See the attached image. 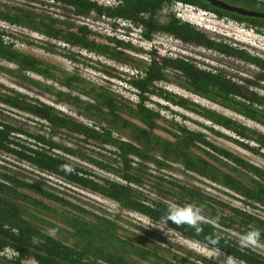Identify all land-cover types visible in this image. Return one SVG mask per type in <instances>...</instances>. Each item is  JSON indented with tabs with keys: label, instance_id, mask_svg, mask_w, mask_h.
<instances>
[{
	"label": "trees",
	"instance_id": "1",
	"mask_svg": "<svg viewBox=\"0 0 264 264\" xmlns=\"http://www.w3.org/2000/svg\"><path fill=\"white\" fill-rule=\"evenodd\" d=\"M38 1L60 6L61 10L71 13L74 20L67 19V14L58 18L47 11L40 13L0 5V22L10 27L29 28L48 40L63 41L71 47L96 52L109 61L118 62L125 58V53L137 55L139 51L117 38L110 40V43H115L114 46L100 44L96 42V34L91 32L89 24L77 23H80L78 19L87 21L93 18L115 23L122 21L138 28L142 37L149 42L156 36H166L185 46L240 61L264 73V58L212 39L194 24L178 18L175 10L180 4L193 7L211 13L220 20L226 18L237 22L262 37L264 17L255 18L230 12L209 0H114L110 6L101 5L96 0ZM215 1L264 15V0ZM162 14L164 19L160 21ZM148 55L151 57L149 63L142 71L135 70L137 75L129 80L139 100L133 104L107 88L97 87L81 76L70 74L18 50L13 35L0 28V61L15 67L14 70L0 68L2 72L38 88L46 85V90L55 95L59 103H66L87 116L96 117L106 125L89 127L61 114L52 106L28 100L20 93L0 92L1 104L41 121L50 135H26L2 123L0 152L12 155L40 172L99 195L116 204L122 212L144 216L154 225L206 246L239 264H264L263 255L242 247L220 230L238 227L248 231L254 227L261 232L259 241L264 243V219L246 210L264 211V170L212 144L206 134L190 130L175 121L169 123L172 131L164 130L171 135V139L156 135L153 131L158 128L157 122L163 119L159 112L148 106L150 102L153 104L151 98H158L169 105L187 110L237 139L208 128L218 138L263 157L261 151L264 150V134L215 110L158 89L157 85L168 82V73H178L186 90L193 95L263 128L264 95L239 84L222 71H207L193 61L180 57L167 58L157 51ZM32 76L41 78L44 83L36 81ZM57 86L62 90H58ZM156 106L162 110L167 109L160 104ZM13 134L29 136L28 139L34 143L16 142L12 138ZM60 134L76 136L87 145L100 144L102 149L113 148L107 151L117 157L119 168L92 158L88 160L99 169L113 173L120 181L99 178L53 155L52 150L56 148L53 137ZM123 134H127L126 137ZM64 151L78 154L69 148H64ZM156 153H159V158ZM137 161L155 164L159 168L181 165L196 178L227 190V195L239 200L245 209L216 200L197 188L174 184V191H177L179 197L177 205L192 204L200 207L202 215L212 223H200L199 233L189 225H177L171 221L166 225L160 224L169 205L148 197L144 192L142 187L147 182L145 176L148 173L143 170L144 164H139L143 168L135 167ZM65 164L73 169L71 173L62 170L61 166ZM51 229H55V237L47 234ZM146 233L147 236H140L138 240L127 237L120 231L118 221L94 214L42 188L22 182L14 175L0 174V264H218L205 258H200L199 262L178 258L173 261L174 257L158 245L150 243L152 233ZM209 237L218 238L217 244H210ZM8 250L14 255L9 261L4 255Z\"/></svg>",
	"mask_w": 264,
	"mask_h": 264
},
{
	"label": "rangeland",
	"instance_id": "2",
	"mask_svg": "<svg viewBox=\"0 0 264 264\" xmlns=\"http://www.w3.org/2000/svg\"><path fill=\"white\" fill-rule=\"evenodd\" d=\"M96 1L99 4L110 6L106 0ZM0 5L35 10L40 13L47 11L55 15L61 12L57 7L48 3L46 5L38 0H0ZM190 8L192 11L191 9L187 11V9L181 8L186 12L181 20L194 24L199 30L207 33L216 41L226 42L242 50H247L254 56L264 58V37L255 34L251 30H247L245 27L232 20L226 18L220 20L211 13H205L193 7ZM177 9H179V7H177ZM70 18L74 20L72 14H68L67 19ZM163 19L164 16L162 14L159 20L162 21ZM86 23L90 25L91 32L96 34L94 37L96 42L105 45L112 44L114 46L115 43H110V40L117 38L125 43L131 44L132 47L139 52L137 55L134 53H125L124 59L113 62L96 52H90L79 47H71L63 41L48 40L43 35L29 30V28L10 27L4 22H0V28L5 29L7 33L13 35L15 47L18 48V50L30 54L43 62H48L52 66H57L59 69L69 72L70 74L81 76L97 87L101 86L107 88L114 92L115 95L121 96L133 104L139 102L137 93L126 84H129L130 77L137 75L135 70H143L144 66L149 63L151 58L148 54L155 51L167 58L180 57L193 61L200 68L207 71H222L234 78L239 84H243L264 95V73L253 66L234 59H228L214 52L185 46L166 36H156L153 41L149 42L142 37L141 31L138 28L131 24L128 25V23H115L110 20H96L95 18L86 21ZM77 24L81 25L82 23ZM0 68H5L7 70L15 69L14 66L3 61H0ZM32 78L38 82L44 83L39 77L32 76ZM167 78L168 82L158 84V89L167 90L206 109L215 110L238 121L248 128L264 134V128L262 126L247 121L241 116L235 115L190 93L186 90L183 79L178 73H168ZM246 82L250 83L247 84ZM57 89L62 90V88L58 86ZM0 92L9 94L20 93L26 96L28 100L38 101L39 103L52 106L61 114L89 127H106L105 123L100 119L87 116L84 112L72 106H68L66 103H59L58 98L46 90V85H43V88H38L32 83H24L14 79L8 73L2 72L1 70ZM151 99L153 104L150 102L148 106L154 111L159 112L163 119L157 122L158 128L153 131L156 135L171 139V135L165 131H172L169 123L175 121L190 130L206 134L212 144L230 151L264 170V156L262 157L252 152L250 153L233 142L218 138L214 133H211L208 128L219 131L229 138L237 139L232 134L221 130L217 126H213L207 120L199 118L187 110L169 105L158 98ZM157 104L167 109L162 110L160 107L156 106ZM2 123L11 125L26 135H44L50 137L49 130L44 123L0 103V124ZM126 135L127 134H123L125 137ZM12 136L16 142L34 143L33 140L28 139L29 136H24L22 134H13ZM53 141L56 144V148L52 150L53 155L68 160L75 166L96 174L99 178L120 181L113 173L99 169L88 160L92 158L108 166L119 168L116 162L117 157L110 151H107L113 150V148L102 149L99 146L100 144L96 143L87 145L82 143L80 139H77L76 136L68 134L55 136L53 137ZM251 146L256 147L254 144H251ZM153 147L154 145L152 148ZM64 148H69L72 151L74 150L78 154H68L64 151ZM154 150L155 152L157 151L155 148ZM80 153L82 154L81 157L79 156ZM261 153L264 154V150H262ZM156 154H158L157 157L159 158V153ZM139 164H144L145 169L143 170H147L146 172L148 173V175L145 176L147 182L142 188L147 196L154 200L162 201L169 206L179 204V197L177 196V191H174L176 188L173 186L174 184H178L184 187L197 188L211 195L216 200L245 209L244 205L241 204L239 200L227 195V190L196 178L193 174L185 171L181 165H173L171 168H159L155 164L137 161L135 167L143 168L141 166L139 167ZM0 174L14 175L22 182L24 181L38 188H42L94 214L118 221L122 234L132 239L138 240L140 236H147L146 232L152 233L149 237L150 243L158 245L161 250L174 257L172 258L173 261H176L175 258H178L179 260L189 259L193 262H199L200 258H205L217 262L218 264H239L206 246L190 241L163 227L154 225L144 216L131 212H122L113 202L91 193L90 191L68 184L60 178L40 172L34 167L4 152H0ZM158 185H160V187H158ZM58 207L60 208L59 205ZM246 210L264 219V211L249 210L248 208H246ZM201 223H212V221L204 215ZM157 227L166 230L169 235H166L164 231ZM251 229H254V227H251ZM220 230L238 243H240L242 236L247 232L245 229L238 227H234L231 230L220 228ZM247 248L264 256V243L260 241H258L255 246H247ZM4 255L8 261L13 259L14 256L13 252L10 250ZM180 263L184 264L183 262ZM26 264H30V262Z\"/></svg>",
	"mask_w": 264,
	"mask_h": 264
},
{
	"label": "clouds",
	"instance_id": "3",
	"mask_svg": "<svg viewBox=\"0 0 264 264\" xmlns=\"http://www.w3.org/2000/svg\"><path fill=\"white\" fill-rule=\"evenodd\" d=\"M48 4L57 7L58 10L61 11L59 12V14H56V15L49 12L53 16L62 18L66 14L67 15L71 14V13H67L61 10L60 6H57L53 3H48ZM78 20L81 21V19H78ZM126 85L130 86V84H126ZM61 168L63 171L67 173H71L73 171V169L67 164L62 165ZM202 219H203L202 209L196 205H192V204L182 205V206L171 205L168 207L165 216L161 218L159 223L166 225L169 221H171L172 223L177 224V225H189L193 227L197 233H199L201 231L199 224L201 223ZM157 228L161 229L160 227H157ZM161 230L164 231L166 235H169V233L166 230H163V229ZM47 234L51 237H55L56 231L55 229H51L49 230ZM260 238H261V232L258 229H250L242 236L240 240V244L242 247L255 246L260 240ZM208 239H209V243L212 245H215L218 242V238L214 239L212 237H209Z\"/></svg>",
	"mask_w": 264,
	"mask_h": 264
},
{
	"label": "water",
	"instance_id": "4",
	"mask_svg": "<svg viewBox=\"0 0 264 264\" xmlns=\"http://www.w3.org/2000/svg\"><path fill=\"white\" fill-rule=\"evenodd\" d=\"M209 1L212 2L217 7L223 8V9L228 10L230 12L238 13V14L243 15V16H249V17H255V18L264 17V15L257 14V13H254V12H250V11H247V10H243L241 8H235V7H232V6L228 5V4H225V3H222V2H219V1H215V0H209Z\"/></svg>",
	"mask_w": 264,
	"mask_h": 264
},
{
	"label": "built area",
	"instance_id": "5",
	"mask_svg": "<svg viewBox=\"0 0 264 264\" xmlns=\"http://www.w3.org/2000/svg\"><path fill=\"white\" fill-rule=\"evenodd\" d=\"M107 1V3H109V5H113L114 4V0H106ZM102 5V4H101ZM177 7H179V9H177V10H175V13H176V15L178 16V17H180V18H182V16L186 13L185 11H184V9H187V11H188V9H191L190 7H188V6H182V5H178ZM181 8H184V9H181ZM190 11V10H189ZM191 11H192V9H191ZM88 21V20H87ZM120 22H122V21H118V23H120ZM80 23H86V21L85 20H82L81 19V21H80ZM124 23H126V22H124ZM87 24V23H86ZM128 25H130V23H128ZM130 89H132V88H130ZM132 90H134V89H132ZM135 91V90H134Z\"/></svg>",
	"mask_w": 264,
	"mask_h": 264
}]
</instances>
